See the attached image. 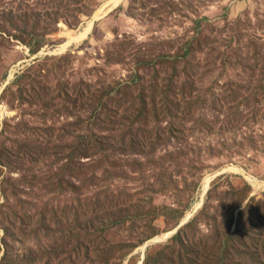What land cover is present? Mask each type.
Returning <instances> with one entry per match:
<instances>
[{"label":"rangeland","instance_id":"obj_1","mask_svg":"<svg viewBox=\"0 0 264 264\" xmlns=\"http://www.w3.org/2000/svg\"><path fill=\"white\" fill-rule=\"evenodd\" d=\"M98 196L106 223L159 213L160 238L189 216L184 264H264V0H0V264H83L56 243ZM115 222L99 244L143 239ZM144 244L109 264H143Z\"/></svg>","mask_w":264,"mask_h":264},{"label":"trees","instance_id":"obj_2","mask_svg":"<svg viewBox=\"0 0 264 264\" xmlns=\"http://www.w3.org/2000/svg\"><path fill=\"white\" fill-rule=\"evenodd\" d=\"M183 101H184L183 103L172 101L169 104H164L161 111H159V112H158V110L153 111V113L147 114V118L152 120L154 116L158 117L160 114H165V115L170 116L171 123H173L172 118L175 115L177 116V114H180V115L183 114V117H184V115L189 113V111L191 109L192 99L190 98L189 101H185V99H184ZM150 125H151V122L148 123V127L145 130L146 132H147ZM150 132L151 131H148L149 134H150ZM175 132L176 131L174 129L172 134H174ZM167 139L168 138H166L165 140H167ZM133 140L134 141L129 146L131 148L137 149L139 152L146 153V149L152 148L149 152V156H153L155 154V152L157 151L154 148V146L152 144H150L149 142H142L140 140V138H138V140H135V139H133ZM97 141H100V140L97 139ZM116 148H114V149H116ZM168 154L169 155L165 156V160H168L169 158L170 159L175 158V154H173V153H168ZM217 155H219L218 151H217ZM152 163H155V162L152 161ZM92 205H93V211H92L93 214H90L87 217L85 215V218L82 217V219L79 216L75 223L70 224L67 228H65V226L63 225V228L60 231L59 241H61V242H59V244L56 243V245L58 246L56 249L57 250L63 249V248L67 249L66 247L68 245H70L71 248H69L70 250L68 251L69 253H68L67 257L70 258L72 261L77 260V259L80 260V258H81L80 256H77V258H75L74 255L77 254L81 250L82 252H84L83 258H85L83 264H97V263L101 264L100 262H102V264H109L110 258H112V259L115 258L114 256H112L115 253L124 251L123 252L124 255L130 254L135 250V248H137L138 246H141L142 244H144L148 240H151L153 237L158 235L155 232L154 233L150 232L151 229H149V228H151V227H149L148 224L143 223V216L151 217L152 215H157L155 217V219H157L159 217V213H157L155 211L154 212H147L146 210H144L143 205L141 206L139 204V202H135V203L127 205L126 207L119 208V209L124 210V214H126V213H128V214L125 216L123 214L122 218H120L117 222H115L114 218H112V220L110 222H107V223H106V221H104L105 216L106 215L111 216L114 213H113V210H111V208L107 207L106 203L104 202V199H101L98 196L95 198ZM99 206L105 207V211L102 212L101 209L98 208ZM123 206H125V205H123ZM125 218L126 219L135 218V219H137L138 223L139 222L142 223L141 226L143 228H145L144 232H143V239L140 240V242H139L140 244L137 243L138 244L137 245V244H134V243L127 241V242L120 244V246H115L114 244H111L108 241H104V243H102V244H99L97 242L98 241V238H97L98 234H101L100 236L103 237L105 232L108 231V228L110 226L114 225L113 222L118 224L122 220H124ZM155 219L152 217V219H151L152 221L150 220V222H154ZM134 222L135 221H133V223ZM134 226H136V225H134ZM157 232H159V231H157ZM226 235H229V234L226 233ZM229 238H230V236H227L226 241ZM185 242H186V239L184 238V233H182V230L180 229V230H178V232L176 234H174L169 239L168 242L166 241L165 244L159 246L160 248H158V250L155 249V251L152 252V251H150V249L152 247L151 246L147 247V249L145 251V260H144L143 264L159 263L160 261L164 260L167 257V256H165L166 251H167V249L171 248V245H173V246L179 245V247H180L179 254H178V258L180 259L179 264H184V262L182 261V258L184 256H182V255L184 254V252H183L184 248L183 247L187 246V243H185ZM189 242H191V241H189ZM188 248H189V245L187 246V249ZM218 248H220V245ZM187 249H186V252H187ZM220 250H222L225 254L228 253L227 249L224 248L223 246L220 248ZM228 255H229V253H228ZM224 259H225V255L222 256L221 254H219L217 263L220 264V262L224 261ZM260 259H261V257H260ZM1 264H25V261H24V259H20L18 261V260H15L14 258H12V256L8 257V255H6L5 257L2 258ZM78 264H80L79 261H78ZM119 264H121V262ZM187 264H190V262Z\"/></svg>","mask_w":264,"mask_h":264},{"label":"water","instance_id":"obj_3","mask_svg":"<svg viewBox=\"0 0 264 264\" xmlns=\"http://www.w3.org/2000/svg\"><path fill=\"white\" fill-rule=\"evenodd\" d=\"M188 218H189V216H188V217H185V219L181 222V224L178 226L177 229H175L174 231H172V232L166 234L164 237L161 236L162 238H160L159 236H157V237H154L153 239L147 241V242L144 244V246L141 248L142 253H143L142 259H143L144 256H145V251H146L147 247L152 246L155 242H162V241H164V239H167V238L170 237L172 234L177 233L178 230H179V228H180V226L182 227V226L184 225V223L188 220Z\"/></svg>","mask_w":264,"mask_h":264}]
</instances>
